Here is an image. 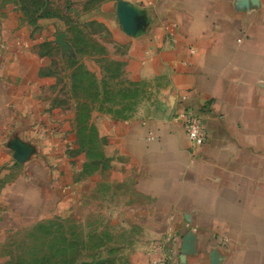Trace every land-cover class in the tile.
Masks as SVG:
<instances>
[{
    "label": "crops",
    "instance_id": "1",
    "mask_svg": "<svg viewBox=\"0 0 264 264\" xmlns=\"http://www.w3.org/2000/svg\"><path fill=\"white\" fill-rule=\"evenodd\" d=\"M75 7L73 15L123 49L127 76L153 87V111L99 128L109 164L102 188L100 171L61 163L40 96L49 65L41 48L61 46L67 24L54 15L34 27L11 0L0 21V235L31 204L46 216L51 192L54 218L81 221L84 205L88 220L100 207L108 245L126 264L166 255L173 264H264V0H80ZM186 109L208 134L201 147H192L178 118ZM171 235L168 254L158 247Z\"/></svg>",
    "mask_w": 264,
    "mask_h": 264
},
{
    "label": "rangeland",
    "instance_id": "2",
    "mask_svg": "<svg viewBox=\"0 0 264 264\" xmlns=\"http://www.w3.org/2000/svg\"><path fill=\"white\" fill-rule=\"evenodd\" d=\"M79 3L80 0H14L20 15L34 27L43 17L54 15L67 24L61 46L45 43L41 48L49 65L45 71L47 87L40 96L47 105L49 129L55 130L64 151L57 153L61 163L75 164L86 174L100 171L98 185L102 188L101 174L109 165L100 139L104 121L147 116L153 111L151 101L157 94L149 83L127 76L123 49L101 27L73 15ZM9 4L11 0H0L1 22L7 19ZM42 164L45 162L41 158ZM64 176L69 183L70 174ZM47 181L48 178L41 184L48 190ZM48 194L51 209L46 216H38L39 206L31 204L23 217L10 218L9 230L0 235V264H126L117 248L108 245L106 219L100 207L98 214L88 220L84 218L88 215L84 205L79 210L83 213L81 221L54 218L53 195ZM101 199L98 201L102 207ZM82 202L85 201L80 199ZM4 208L0 203V215Z\"/></svg>",
    "mask_w": 264,
    "mask_h": 264
},
{
    "label": "built area",
    "instance_id": "3",
    "mask_svg": "<svg viewBox=\"0 0 264 264\" xmlns=\"http://www.w3.org/2000/svg\"><path fill=\"white\" fill-rule=\"evenodd\" d=\"M130 3H140L143 0H126ZM178 118H181L183 125L185 127L189 142L191 143L192 147L198 148L204 145V143L207 140V132L203 126V123L201 121V117L191 109H186L182 112L181 115L178 116ZM176 237L169 236L166 240V244L163 246H159L158 249H163L168 251V254H171L172 248L175 245ZM161 263H167V264H173V259L171 257H168V255L164 256L161 262L156 261L152 262L151 264H161Z\"/></svg>",
    "mask_w": 264,
    "mask_h": 264
},
{
    "label": "water",
    "instance_id": "4",
    "mask_svg": "<svg viewBox=\"0 0 264 264\" xmlns=\"http://www.w3.org/2000/svg\"><path fill=\"white\" fill-rule=\"evenodd\" d=\"M128 2V1H127ZM129 4H132V3H130V2H128Z\"/></svg>",
    "mask_w": 264,
    "mask_h": 264
},
{
    "label": "trees",
    "instance_id": "5",
    "mask_svg": "<svg viewBox=\"0 0 264 264\" xmlns=\"http://www.w3.org/2000/svg\"><path fill=\"white\" fill-rule=\"evenodd\" d=\"M44 18V17H43Z\"/></svg>",
    "mask_w": 264,
    "mask_h": 264
}]
</instances>
